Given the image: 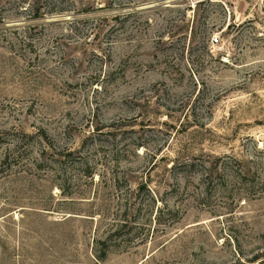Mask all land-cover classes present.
Instances as JSON below:
<instances>
[{
	"label": "rangeland",
	"instance_id": "obj_1",
	"mask_svg": "<svg viewBox=\"0 0 264 264\" xmlns=\"http://www.w3.org/2000/svg\"><path fill=\"white\" fill-rule=\"evenodd\" d=\"M0 264H264V0H0Z\"/></svg>",
	"mask_w": 264,
	"mask_h": 264
},
{
	"label": "built area",
	"instance_id": "obj_2",
	"mask_svg": "<svg viewBox=\"0 0 264 264\" xmlns=\"http://www.w3.org/2000/svg\"><path fill=\"white\" fill-rule=\"evenodd\" d=\"M220 41H221V38L219 36H215V37H213L211 43H212V45H218V44H220Z\"/></svg>",
	"mask_w": 264,
	"mask_h": 264
},
{
	"label": "trees",
	"instance_id": "obj_3",
	"mask_svg": "<svg viewBox=\"0 0 264 264\" xmlns=\"http://www.w3.org/2000/svg\"><path fill=\"white\" fill-rule=\"evenodd\" d=\"M203 3H205V2H201V3H199V4H203Z\"/></svg>",
	"mask_w": 264,
	"mask_h": 264
}]
</instances>
